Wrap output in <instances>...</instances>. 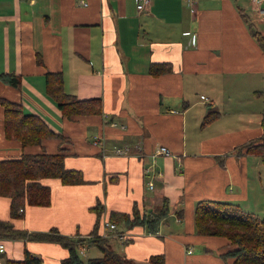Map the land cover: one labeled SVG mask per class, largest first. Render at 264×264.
<instances>
[{
	"label": "crops",
	"instance_id": "1",
	"mask_svg": "<svg viewBox=\"0 0 264 264\" xmlns=\"http://www.w3.org/2000/svg\"><path fill=\"white\" fill-rule=\"evenodd\" d=\"M87 2L0 0V75L19 78L10 84L0 77V96L21 102L63 136L23 147L6 137L0 102V159L63 148L65 165L84 178H43L51 203L26 205L19 218L11 217L10 198L0 195V219L26 232L57 228L88 236L100 202L104 234L103 220L113 212L137 208L150 216L166 198L169 212L156 232L120 221L127 238L111 235L109 243L137 264H152L155 254H163L165 264H233L224 255L225 237L197 233L195 206L204 199L252 213L259 206L257 166L264 170V160L235 148L250 140L264 144V48L251 31L264 36V15L252 0H198L195 13L186 0H150L143 9L138 0ZM185 31L195 33V44ZM154 62L172 70L154 75ZM48 71L61 72L66 91L78 98L101 97L103 112L63 116L46 92ZM210 106L218 114L203 125ZM159 145L172 155H154ZM115 146L130 153L114 154ZM0 240V264L22 259L26 250L43 264H62L69 256L58 242ZM81 250L84 260L102 256L96 246Z\"/></svg>",
	"mask_w": 264,
	"mask_h": 264
},
{
	"label": "trees",
	"instance_id": "2",
	"mask_svg": "<svg viewBox=\"0 0 264 264\" xmlns=\"http://www.w3.org/2000/svg\"><path fill=\"white\" fill-rule=\"evenodd\" d=\"M244 19L248 20L246 15ZM250 26H252L250 24ZM253 35L264 48L263 34L251 28ZM167 62H154L149 71L158 75L171 71ZM0 77L10 84L19 81L17 75L1 74ZM46 92L57 102L62 115L74 118L84 114L103 112L101 97L78 98L66 91L61 72L48 71L45 73ZM4 108L3 124L5 135L9 139L19 140L23 147L41 145L48 138H61L62 134L54 130L43 117L33 112H26L23 104L18 101L0 96ZM218 111L209 107L202 124L206 125L216 118ZM250 140L235 150L247 147V151L264 155V144H254ZM24 152L19 157L0 159V195L10 198V214L12 218L22 216L20 208L26 205H48L51 203L52 190L45 184L43 178H58L63 183L84 182L81 170L68 168L65 165V152ZM93 209L97 213V220L90 235L69 236L61 233L57 228L49 231L26 232L16 228L10 219H0V238L27 237L40 241H53L62 244L69 250V256L62 264H137L124 257L108 241V236L99 232L100 216L104 210L98 202ZM169 202L165 198L156 212L150 216H143L140 210L134 209L133 214L113 212L110 220L118 224L123 221L124 226L143 225L150 232H156L160 223L168 215ZM195 224L198 234L223 236L228 240L229 247L224 252L226 257L233 258V264H264V219L252 212L243 210L238 204L214 200H199L195 206ZM125 240V239H124ZM123 240V241H124ZM83 246H96L102 251L100 257L82 258L80 252ZM152 264H165L163 254L151 255ZM8 264H43L40 257L29 250L19 260H8Z\"/></svg>",
	"mask_w": 264,
	"mask_h": 264
},
{
	"label": "built area",
	"instance_id": "3",
	"mask_svg": "<svg viewBox=\"0 0 264 264\" xmlns=\"http://www.w3.org/2000/svg\"><path fill=\"white\" fill-rule=\"evenodd\" d=\"M150 0H138V4L137 7L139 9H143ZM187 4L190 6L191 12L195 13L197 10V1L198 0H186ZM253 3L257 4V11L260 15H264V5L261 4V2H263L264 0H252ZM80 2L84 5H86L88 2L87 0H80ZM185 34L191 35V41L192 44H195L196 42V35L195 33H191L190 31H185ZM204 97V96H202ZM114 124H116L114 122ZM121 127H125V125H121ZM112 152L114 154L117 155H125V154H129L130 153V148L129 147H123V146H115L112 149ZM156 154H163V155H172V152L170 150V148H168V146L166 145H159L158 148L156 149V152L154 155ZM147 172L150 171V167H146L145 168ZM150 187H153V182L150 181ZM23 209L20 208V212H22ZM103 227L105 229V232L103 235H107L108 237L113 235L115 237H117L120 240H124L127 238L126 233L124 232V230L122 231H115L118 229V224L110 219H104L103 220ZM4 242H2V240H0V251L4 250ZM83 248H85V246H83ZM189 251H192L191 249H189ZM81 253H83V250H80Z\"/></svg>",
	"mask_w": 264,
	"mask_h": 264
},
{
	"label": "rangeland",
	"instance_id": "4",
	"mask_svg": "<svg viewBox=\"0 0 264 264\" xmlns=\"http://www.w3.org/2000/svg\"><path fill=\"white\" fill-rule=\"evenodd\" d=\"M260 156L264 160V155H260ZM257 167H258V171L259 170L262 171V178H263L261 184L260 183H257L256 184L257 191L259 193H261V200L258 203L259 206L255 207L254 210H252V211H254L253 213L256 216L264 219V170L263 169H260L259 166H257ZM82 257L86 258L87 256L85 257L84 255H82Z\"/></svg>",
	"mask_w": 264,
	"mask_h": 264
},
{
	"label": "bare ground",
	"instance_id": "5",
	"mask_svg": "<svg viewBox=\"0 0 264 264\" xmlns=\"http://www.w3.org/2000/svg\"><path fill=\"white\" fill-rule=\"evenodd\" d=\"M23 212V211H22ZM1 252V251H0Z\"/></svg>",
	"mask_w": 264,
	"mask_h": 264
}]
</instances>
